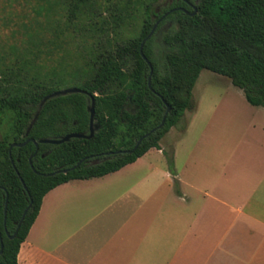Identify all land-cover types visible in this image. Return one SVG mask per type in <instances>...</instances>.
<instances>
[{"label":"trees","instance_id":"16d2710c","mask_svg":"<svg viewBox=\"0 0 264 264\" xmlns=\"http://www.w3.org/2000/svg\"><path fill=\"white\" fill-rule=\"evenodd\" d=\"M161 1L128 0L119 12L110 13L112 20L105 17L103 23L120 35L118 40L93 44L91 58L72 69L63 65L70 39L87 25L94 31L96 19L104 14L100 1L29 0L23 9L27 15L18 22V41L0 50V127L6 119L9 123L6 131L0 130V264H18L21 244L50 190L73 179L118 171L151 148H161L172 127L184 130V115L195 106L192 91L202 70L227 76L250 104L264 107V0H188L197 7L194 15L183 0H173L165 11L182 6L189 13H170L167 19L173 25L162 31L160 42V25L146 41L150 74L140 46L155 25V5ZM139 9V28L122 38ZM52 60L59 65L46 70ZM63 86L81 91L53 97L40 109L44 97ZM92 102L100 125L93 137L40 143L38 148L29 141L10 149L12 143L31 138L89 134ZM153 129L132 153H114L134 149ZM165 154L179 192L172 153ZM96 159L100 162L94 164Z\"/></svg>","mask_w":264,"mask_h":264},{"label":"crops","instance_id":"0c3cea01","mask_svg":"<svg viewBox=\"0 0 264 264\" xmlns=\"http://www.w3.org/2000/svg\"><path fill=\"white\" fill-rule=\"evenodd\" d=\"M256 119L199 128L185 114V129L172 127L161 148L118 171L56 186L18 264H264V125ZM167 150L179 192L169 183Z\"/></svg>","mask_w":264,"mask_h":264},{"label":"rangeland","instance_id":"374dc122","mask_svg":"<svg viewBox=\"0 0 264 264\" xmlns=\"http://www.w3.org/2000/svg\"><path fill=\"white\" fill-rule=\"evenodd\" d=\"M99 8L102 13V17L96 19L94 26V31H91L90 26H86L83 32L75 39H70V44L68 46L69 53L65 56V61L63 65L68 68H78L84 65L85 61L91 58V48L93 44L101 42V45H106L108 38H119L120 35H116L113 28L109 27V24H104L103 19L109 17L110 13H116L120 11V8L124 7V4L128 0H99ZM29 0H0V50L2 48L8 49L9 46L18 41V22L22 20L27 14L23 11L27 7ZM166 0L161 1V4L165 3ZM156 4L155 6L161 5ZM119 9V11H118ZM142 10L139 9L136 17L132 21V25L123 28V37H128L131 31L139 28L140 25V14ZM100 27V29H99ZM102 27V29H101ZM163 30H158L156 33V38L158 43L160 42V37ZM120 34L122 31L117 30ZM3 49V50H4ZM47 69L50 70L53 67L59 65L58 61H49L46 63ZM67 88V86H63ZM192 100L194 102V108L186 110L185 114L187 119L194 120L197 119L200 122V127L204 126H224V127H246L250 124V121L254 118L259 121V124L264 125V120L262 116L255 115L254 111L258 107L251 105L242 89L235 86L230 78L227 76L215 73L210 70H202L195 86L192 91ZM264 110V108H260ZM198 125V124H197ZM8 120L1 125L0 130L6 131L8 129ZM173 133V132H172ZM170 133L166 136L164 143L171 141L175 134ZM172 153V151H166ZM173 156V155H172ZM167 165L168 160L165 154ZM180 161L178 160V164ZM160 164V162H156ZM169 168V166H168ZM134 172L135 175H143L148 172V169H138ZM128 170H125L126 174ZM131 172V171H130ZM174 178V177H173ZM169 183L173 185L176 190L175 181L172 180ZM168 182L163 188L167 187Z\"/></svg>","mask_w":264,"mask_h":264},{"label":"water","instance_id":"95a60500","mask_svg":"<svg viewBox=\"0 0 264 264\" xmlns=\"http://www.w3.org/2000/svg\"><path fill=\"white\" fill-rule=\"evenodd\" d=\"M197 11V7L194 6V12L192 13V15H194ZM156 29V26L153 27V29L151 30V32L147 35V37L143 40V42L141 43V46H140V51H141V54L143 56V58L146 60V62L148 63L149 67H150V74H152L153 72V68H152V63L151 61L147 58V56L144 54V51H143V48H144V45L146 43V41L152 36V34L154 33ZM81 90L77 87H67V88H62V89H59V90H56L50 94H48L47 96L44 97V99L41 101L40 103V109L44 106V104L51 98L53 97H57V96H60V95H67V94H70V93H76V92H80ZM39 109V110H40ZM170 110V106H168V111ZM88 111L90 113V133L87 134V133H80V132H73V133H68L66 135H63L59 138H41L39 139L38 141L31 138V139H28L24 142H14L10 145V149H12L13 147H21V146H24L26 145L29 141H32L36 147L38 148L39 147V144L40 143H50V144H60V143H63V142H66V141H69L70 139L72 138H91L93 137L94 133L100 128V125L95 121L94 117H95V106H94V102H92V104H90L88 106ZM39 115V111L38 113L35 115L29 129L31 128V126L34 124V122L36 121L37 117ZM164 123V120L163 122L161 123V125L159 127H161ZM158 127V128H159ZM28 129V130H29ZM154 130L156 129H153L152 131H150L149 133L145 134L143 137H141L139 139V141L137 142L136 146L134 147V149H131V150H122V151H115L114 153H120V152H128V153H132L138 146L139 144L142 142V140L147 137L149 134H151V132H153ZM100 162V159H96L95 160V163H99ZM81 162H79L76 166H79ZM56 172H59V171H56ZM56 172H52V173H49L48 175H53L55 174ZM63 172H68V170H63ZM32 203L26 208V210L24 211L22 217H21V220H20V223L22 222V220L24 219L27 211L29 210V208L31 207ZM5 212H6V208H5ZM20 223L18 224V228L20 226ZM16 233L17 231L13 234V235H9L10 238H14L16 236ZM3 250V242H1V250H0V253L2 252Z\"/></svg>","mask_w":264,"mask_h":264},{"label":"flooded vegetation","instance_id":"af4514ba","mask_svg":"<svg viewBox=\"0 0 264 264\" xmlns=\"http://www.w3.org/2000/svg\"><path fill=\"white\" fill-rule=\"evenodd\" d=\"M183 1L188 5V7L194 8L195 4L192 3L191 1L188 0H183ZM172 2L173 0H167L166 3H164L163 5H159L158 7H156V14L153 16V19L155 20L154 26H156V29L160 25V27L157 29V32L158 30L166 31L168 28H170L173 25V20L167 19L170 13L177 10H180L185 13H189L188 9L182 6L170 8L169 10L165 11L163 8L167 7L168 5H171ZM93 163L97 164L95 163V160L93 161Z\"/></svg>","mask_w":264,"mask_h":264}]
</instances>
